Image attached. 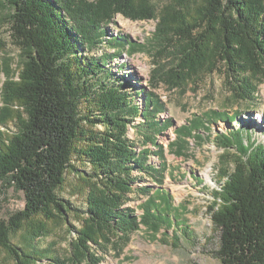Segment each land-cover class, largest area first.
<instances>
[{
  "label": "trees",
  "instance_id": "1",
  "mask_svg": "<svg viewBox=\"0 0 264 264\" xmlns=\"http://www.w3.org/2000/svg\"><path fill=\"white\" fill-rule=\"evenodd\" d=\"M189 3L198 7L195 12ZM0 8L22 59L17 80L8 76L2 88L0 183L25 197L23 210L8 224L0 221V256L35 264L34 255L14 245L11 235L26 224L35 232L46 222L67 220L71 204L58 191L74 168L75 155L95 167L103 184L87 197L76 258H94L89 246L97 242L94 227L122 235L126 243L142 227L170 240L190 237V227L173 215L180 206L162 189L166 164L150 162L151 155L159 161L164 157L157 138L173 127L172 120L160 119L166 107L154 91L161 85L178 89L196 84L219 72L237 101H254L264 79V0H172L161 12L154 0H0ZM117 15L159 21L149 41L154 59L149 88L140 92L133 89L138 83L110 66L125 51L147 49L110 38L108 27ZM107 44L114 55H94ZM240 114L211 111L193 117L176 129L171 149L181 154L187 140H209L212 124H234ZM137 118L144 122L143 147L153 145L156 152L139 151L142 146L129 140L128 127ZM9 120H16L17 129L4 139L1 130ZM214 142L224 150L221 187L209 207L220 231L214 256L221 264H264V145L243 128L217 134ZM146 178L158 189L138 191L147 198L139 215L127 202L135 184ZM31 236L34 241L40 237Z\"/></svg>",
  "mask_w": 264,
  "mask_h": 264
},
{
  "label": "rangeland",
  "instance_id": "2",
  "mask_svg": "<svg viewBox=\"0 0 264 264\" xmlns=\"http://www.w3.org/2000/svg\"><path fill=\"white\" fill-rule=\"evenodd\" d=\"M158 12L172 0H154ZM193 12L198 8L189 3ZM158 20L136 21L117 15L114 22L108 27L110 38H123L134 45H146L147 49L133 52H123L121 58L110 64L112 70L119 75L129 77L135 84L134 90L140 92L149 88L151 73L154 69L153 51L150 50L149 41L153 38L158 25ZM9 18L0 8V108L2 107V88L8 76L17 80L18 72L22 65L21 52L13 43L10 32ZM114 55L115 50L109 44L105 45L94 55ZM121 65V66H120ZM166 110L160 115L163 121L172 120L171 127L157 138L158 143L164 148V157L161 161L153 155L150 162L155 165L166 164L165 183L162 187L173 199L175 207L173 215L180 217L190 227V237L179 236L168 239L159 234L153 236L144 227L131 236V241L126 243L125 237L117 235L111 230L93 228L97 242L90 243L91 253L94 258H76L78 232L85 226L87 197L91 191L102 189V183L94 175L95 167L86 164L74 156L71 168L66 173L63 186L58 191L61 199L71 204L72 211L66 221L46 222L41 229L33 232L31 225L26 224L21 231L11 235V241L17 247L33 254L35 264H221L214 253L220 246V231L213 223L209 207L215 202L216 192L220 190L221 156L224 150L214 142L220 133H229L234 129L243 128L260 144L264 145V79L259 83V94L252 102H239L225 86V79L216 72L201 78L196 84L189 82L178 89H171L161 85L154 91ZM133 98L144 106V99L138 95ZM211 111L228 112L232 115L240 112L234 124L218 121L212 124V133L209 140L197 142L187 140L186 150L171 149V144L176 140V129L186 125L195 116H201ZM22 113L19 112V115ZM143 120L137 118L128 127V138L139 148H149L156 152L153 145L143 147L141 130ZM16 120H9L2 128L4 139L16 132ZM138 127V128H137ZM102 132L103 127H96ZM207 137L208 134H204ZM134 177H140L138 172ZM142 188L157 190L149 178L138 181L135 191L129 195L128 207H132L137 214H142L141 205L147 200L144 194L138 192ZM25 208L24 194L14 188L0 183V221L8 224L12 216ZM41 220H35L37 226ZM44 222V221H43ZM40 236L34 241V236ZM173 230L170 231L172 236ZM173 240V241H172ZM176 244V245H175ZM36 254H35V253ZM38 254V255H37ZM76 254V255H75ZM0 264H16L6 253L0 256Z\"/></svg>",
  "mask_w": 264,
  "mask_h": 264
}]
</instances>
